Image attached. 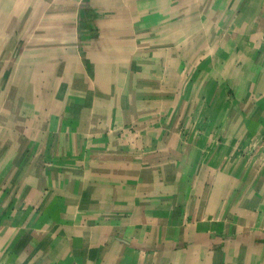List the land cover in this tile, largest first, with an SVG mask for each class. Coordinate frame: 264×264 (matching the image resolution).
Instances as JSON below:
<instances>
[{"label":"crops","instance_id":"obj_1","mask_svg":"<svg viewBox=\"0 0 264 264\" xmlns=\"http://www.w3.org/2000/svg\"><path fill=\"white\" fill-rule=\"evenodd\" d=\"M0 264H264V0H0Z\"/></svg>","mask_w":264,"mask_h":264}]
</instances>
